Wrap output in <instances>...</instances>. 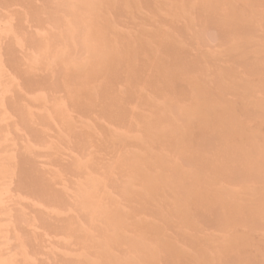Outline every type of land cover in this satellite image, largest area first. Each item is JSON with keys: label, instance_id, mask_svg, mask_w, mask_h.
Segmentation results:
<instances>
[{"label": "rangeland", "instance_id": "374dc122", "mask_svg": "<svg viewBox=\"0 0 264 264\" xmlns=\"http://www.w3.org/2000/svg\"><path fill=\"white\" fill-rule=\"evenodd\" d=\"M0 264H264V0H0Z\"/></svg>", "mask_w": 264, "mask_h": 264}, {"label": "bare ground", "instance_id": "6f19581e", "mask_svg": "<svg viewBox=\"0 0 264 264\" xmlns=\"http://www.w3.org/2000/svg\"><path fill=\"white\" fill-rule=\"evenodd\" d=\"M158 14L162 17V18H166V17H168L169 16V12H165L164 10L162 11H158ZM51 18V17H50ZM184 18L183 17H181V19L180 20H183ZM113 20L114 21H121L122 20V16H121V14H116V16L113 18ZM243 31H245V30H243ZM157 32L160 34V41L158 40L157 41V45H159V43H161V42H163V36H162V32L160 31V30H157ZM96 45L97 46H99V49H100V51H101V49H102V52L103 53H105V51H107V47L105 48V46L103 45V44H100V43H98V42H96ZM138 47H139V50H142L143 48H144V45H143V43H139L138 44ZM128 53H126L125 55H127ZM127 57V56H126ZM91 90H93V92H96L97 90L95 89V88H91ZM164 106H162V105H157V111H161L162 110V108H163ZM170 108L172 109V111H173V115H168V117H167V120H170L171 119V122H174L175 120H178V122L176 123V124H174V126L173 127H175V128H178V127H183V125L181 124V122H180V120H181V117H180V115H181V113H180V111L179 110H177V108L174 106V105H170ZM163 118V117H162ZM160 122H161V119H159V118H157L156 117V123H155V125H156V127H158V131L160 132V133H168V134H170L168 131H166V130H164L163 128H159V127H161V125H160ZM183 131V130H182ZM181 132V131H180ZM183 133V132H182ZM181 133V134H182ZM172 134V133H171ZM161 134L160 135H157V137H156V141L157 142H159L160 141V138H161ZM146 225H149L147 222L146 223H144L143 224V226H146ZM156 257L157 258H160V260L163 262L164 260H165V255H163L162 253H160V254H157L156 255Z\"/></svg>", "mask_w": 264, "mask_h": 264}]
</instances>
